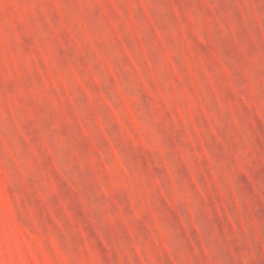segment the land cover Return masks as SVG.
Returning a JSON list of instances; mask_svg holds the SVG:
<instances>
[{
    "label": "rangeland",
    "instance_id": "rangeland-1",
    "mask_svg": "<svg viewBox=\"0 0 264 264\" xmlns=\"http://www.w3.org/2000/svg\"><path fill=\"white\" fill-rule=\"evenodd\" d=\"M0 264H264V0H0Z\"/></svg>",
    "mask_w": 264,
    "mask_h": 264
}]
</instances>
